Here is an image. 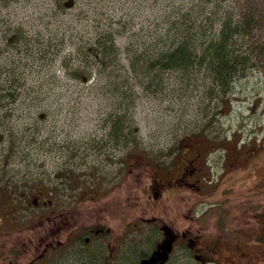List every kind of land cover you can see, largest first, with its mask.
<instances>
[{
  "label": "rangeland",
  "instance_id": "rangeland-1",
  "mask_svg": "<svg viewBox=\"0 0 264 264\" xmlns=\"http://www.w3.org/2000/svg\"><path fill=\"white\" fill-rule=\"evenodd\" d=\"M188 12L194 13L189 21L183 16ZM218 17H232L240 21L241 29L247 28L241 38L244 44L238 46L255 63L245 77L236 79L230 104L220 107L214 99H203L208 82L203 85L199 78L188 85L187 80L180 83L177 74L169 73L160 94L134 83L138 98L131 117L136 146L123 144V150L108 155L111 160H101L96 146L107 128L106 112L116 103L109 92L116 72H92L89 79L85 75L79 80L67 75L64 63L70 71L74 54L81 58L84 41L99 32L111 31L121 48L129 43L145 47L150 54L156 37L167 29L172 27L169 39L178 32L194 35L199 23L207 28ZM189 22L194 24L187 30ZM20 34L23 37L14 36ZM121 58L127 61L124 54ZM13 60L17 62L15 82L10 76ZM0 71L4 92L16 89L14 96L6 94L0 100V190L6 194L0 192V236L42 219L46 215H40V209L53 217L56 234L44 238L38 249L21 254L15 264H26L39 255L47 240H65L70 222L95 221L104 214L111 221L102 226V242L113 244L118 230H123L121 261L110 258L109 264H139L158 239L157 232L142 236L131 228L140 214L155 217L159 225L176 231L187 228L191 238L201 224L206 225L199 233L204 237L229 238L225 257L210 264H264V241H254L264 222V199H254L257 188L264 187V148H259L264 146V137L260 144L264 134V0H0ZM180 144L200 154L195 162L199 189H180L185 197L166 192L155 207L152 196L148 197L152 195L150 174L156 171L160 180L168 182V169L175 170V159L167 152ZM160 151L164 163L156 164L152 157L157 158ZM116 155L124 156L121 164L115 162ZM90 179L98 180L94 184ZM88 189L101 192L102 197L90 202ZM8 190L10 194L15 190V199ZM39 191L43 201H51L34 205L33 195ZM199 193H208L209 200L196 202ZM225 194L242 197L246 211L223 209L220 213L216 207ZM88 204L100 208L91 209ZM211 205L216 207L208 214ZM203 212L202 219H197ZM234 247H238L235 255L231 254ZM187 248L182 258L171 254L167 264H199ZM52 249L34 264H62L61 259L70 264L73 247L70 252L68 245L63 248L60 260L58 251ZM107 252L108 248L103 254Z\"/></svg>",
  "mask_w": 264,
  "mask_h": 264
},
{
  "label": "trees",
  "instance_id": "trees-1",
  "mask_svg": "<svg viewBox=\"0 0 264 264\" xmlns=\"http://www.w3.org/2000/svg\"><path fill=\"white\" fill-rule=\"evenodd\" d=\"M192 14L194 13L188 12L187 14H183V16L189 21V17ZM207 19H209V17ZM189 23L190 26L187 27V30L194 24V22ZM240 25V21L233 20L232 17L224 19L218 17L210 20L207 28L199 23V30L194 35L178 32L175 33L173 38L169 39L170 37L167 35L172 29L171 27L167 29L163 35L156 37V40H154L155 47L150 50V54L145 53V47L144 49H138L137 46H133V44L129 46V43L124 44V47L121 48L115 41V36L111 31L99 32L92 40H85L82 44V46H84V52H82L81 58H78L74 54L75 60L71 70L67 71L68 63H65V72L69 77L79 80L82 78L84 79L85 75L86 78L89 79L92 72H96L97 74L102 72H116L113 74L111 80V83H113L112 87L109 85V92L112 97L115 98L116 103L107 110V115L104 118V125L107 127L102 134L105 146L112 147L116 145L119 146L120 150H123L125 144L128 146V144L131 143L132 148L136 146L134 143L137 137L135 133L136 128L132 126L134 118L131 117L132 110L135 109L136 98H138V95L135 94L133 90L134 83L142 87L144 91L152 93L154 90H157L160 94L165 90L169 73L177 74L180 83L187 80L186 83L188 85L191 84V80L199 78L203 85H206V81L208 82V91L206 90V95L202 96L203 99L208 98L207 101H212L214 99L220 107L230 104L233 95L232 88L236 79L245 77L246 71L253 68L255 65V63L250 61L252 57L251 54H248V52L242 50L241 47L238 46L240 42L244 44L241 38L248 32L247 28L241 29ZM206 32L208 34H206ZM14 36L20 37L21 34ZM21 37H23V35ZM189 39H193L194 41L190 43V45ZM31 41L32 38H30V42L28 43L31 44ZM81 42L82 40L80 41V45ZM17 52L20 51L18 50ZM122 54H124V58L127 59L126 62L122 61ZM12 67V72L9 73L12 82H15L14 68L17 67L16 60H13ZM120 71L123 72L122 75H120ZM128 74H130V76ZM3 89L4 87L0 85V91L4 93L0 94V100L3 99L5 97L3 95L6 94L14 96L16 91V89L13 88L14 93H5ZM5 89L9 88L6 87ZM262 127L264 129V123ZM263 137L264 134L262 133L260 136V144H262ZM184 145L185 144H180L177 146ZM186 145L188 146V144ZM222 146L225 147L226 145ZM178 147H174V149H171L167 153L174 155L175 152L179 151ZM259 148H264V146ZM249 149H255V146H251ZM247 152L250 154L249 151ZM162 154H164L162 151L156 152L157 158L152 157L155 161L154 163H164V160L161 158ZM122 157L124 156L122 155L121 158ZM233 162L234 159L231 160V163ZM24 189L28 188L24 187ZM0 192L3 196H6L2 189ZM259 192L260 193H256L254 199H264V187ZM6 193L10 194L9 190ZM10 195L12 199H15L17 193L14 190ZM241 198H232L225 194L221 203H219V206L216 208L222 211L223 209H229L238 213L246 211V207L243 205ZM237 199L239 201H237ZM23 201L25 202V199H23ZM210 209L208 214L214 213L215 208L213 207ZM208 214H206V216H208ZM199 219H202V217ZM52 221L53 217L47 215L42 219L36 220L34 224L20 226L11 232L3 231L2 236H0V238H2L0 243H4L7 246L0 247V263L15 264L18 262L21 254L25 252L28 253L33 248L38 249L44 238L55 236L56 234L53 235ZM82 223H84V221L74 222L73 224L70 222L68 230L74 229ZM22 234L28 236L22 238L23 242L20 238ZM11 235L14 236L12 237ZM83 235L84 234H82L79 239L78 237L75 238L76 242L82 241ZM263 239L264 222L260 223L254 241L257 244H261L259 242L264 241ZM46 242H50V240ZM62 243H64L62 248L68 245L66 240ZM69 249L70 245L68 246V251ZM52 251H54V249H52ZM37 256L38 255L33 258ZM69 258L72 259V257ZM95 259V256L83 255L77 259L76 264H95ZM61 262L65 264L64 260ZM71 263L72 262H70V264Z\"/></svg>",
  "mask_w": 264,
  "mask_h": 264
},
{
  "label": "flooded vegetation",
  "instance_id": "flooded-vegetation-1",
  "mask_svg": "<svg viewBox=\"0 0 264 264\" xmlns=\"http://www.w3.org/2000/svg\"><path fill=\"white\" fill-rule=\"evenodd\" d=\"M99 141L100 142L96 147H98V151L100 152L99 157L101 158V160L102 158L104 159L105 157L110 159V157L108 156L109 154L115 153L117 150L121 151L119 149V146H116V145L112 147L111 146L106 147L103 136L102 138H100ZM178 149L179 151L175 152V154L171 156V159L173 156L175 159L173 161L175 163L174 165L175 170H171L170 168L168 169V173H169L168 182H163L162 180H160V177L157 176L156 171L150 174L152 177L149 181L148 188L150 189L152 195H148V197L152 196L153 198L152 200L153 202H155V207L160 205L161 198L164 196L166 192L176 191L177 194L184 193V197H185L186 196L185 192H181L180 189L185 190L187 187L190 188L191 186L195 187V189H199V186H198L199 183H195V181L197 180V175H198V170H199V168L195 165V162L198 159L200 154L195 152L192 146L189 147L186 144L184 146H179ZM121 156L122 155H116L114 157L116 163L121 164V161L123 158V157L121 158ZM155 170H158V168H156ZM154 173L157 178L154 177ZM175 175H178V176L175 177ZM192 177H195L194 182L190 181ZM96 180L90 179L89 182L92 181L94 184H96ZM91 189H94V188H91ZM116 190H117V185L115 186V192H117ZM261 190L262 189L259 186L257 188L256 193ZM91 192L92 190L90 189L85 190V193L91 194V197L89 198L90 202L91 200L92 201L98 200L97 199L98 197L99 198L102 197L101 192L99 191H95L92 193ZM202 194H203L202 196H200V193H199V196H196L198 197L196 202L198 201L202 202V201L209 200L207 196L205 197V195L208 193H202ZM42 195H44L42 191H39V194L33 195L34 205L37 204L39 201H43L44 198L42 197ZM218 195H221V193H218ZM50 201L51 200L48 199L47 201H43L42 203L44 204ZM87 207L91 209L100 208V207H97L91 204H88ZM211 207H216V205L215 206L211 205ZM161 208L162 207H159V209ZM202 211L203 209L200 211V213ZM207 211L208 210H206V212ZM218 211L220 213L222 212V210H218ZM39 212H40V215H46V216L48 215L45 213L46 210L41 211L40 209ZM204 212L202 213L201 216L198 215L197 219L203 217ZM138 219H139L138 222H135L131 225V228L135 230L136 233L143 234L142 236H145V233L146 235L147 233H152V232L158 233V239L154 240L151 246V250L147 254V257H150L153 254H156V252L159 251L160 245L164 242V240H169L171 242V249L169 253H167L166 260H164L163 264H167L169 262L171 254H174V256L178 258L184 257V249L186 250L187 246H189V251H191L193 258H195L199 264H210L212 261L216 259L219 260V259H222V257H225L223 253V249L227 245V242L225 241H228L229 238L225 239L222 237L220 238L215 237L213 239H208L204 237L203 235L199 233L205 230L206 225L202 226L201 224L199 226V229L195 232L198 234H196L195 236H193V238H191L187 236V234L191 232V230L187 228L183 230L178 229V231H176L170 227H166L163 224L159 225L158 220L155 217H152V218L145 217L144 218L143 214H140ZM110 221H111L110 218H108L104 214L102 215V217L97 218L95 221H91L90 219L84 220V223L80 224L74 229L72 228L69 232H67L65 240L67 242L68 241L71 242L69 243V245H71V248L73 247L72 249L73 257L72 259L68 261L72 262L73 264H76L77 259L83 255H89V256L92 255L93 257L95 256L96 257L94 261L95 264H109L108 261L110 258H113L112 260H114L115 262L121 261V258H122L121 241H122V232H123L122 228L121 230H118V234H116V236L114 237L113 244L110 243L111 240L102 242L103 239L102 237H100L103 231L102 226H106L108 223H110ZM82 234H84L83 240L80 242L79 241L76 242L75 238L76 237H78V239L81 238ZM65 240L59 239L58 241H56V243H52V240H50V242H45L41 253L36 258H33L26 264H33L35 260L37 261L41 260L46 255V253L49 251L48 250L49 248H53L54 251H58L57 253V255L59 256L58 260H60L62 256H60L59 253H61V250L63 249L62 247L64 246L63 245L64 243L62 242H64ZM106 248H108V252L107 254H103V251ZM59 249H61L60 252H59ZM237 250H238V247H234L231 254L235 255ZM100 258H102L103 261L99 263Z\"/></svg>",
  "mask_w": 264,
  "mask_h": 264
},
{
  "label": "water",
  "instance_id": "water-1",
  "mask_svg": "<svg viewBox=\"0 0 264 264\" xmlns=\"http://www.w3.org/2000/svg\"><path fill=\"white\" fill-rule=\"evenodd\" d=\"M170 249L171 242L169 240H164V242L160 245L159 251L148 258L142 259L140 264H163Z\"/></svg>",
  "mask_w": 264,
  "mask_h": 264
},
{
  "label": "bare ground",
  "instance_id": "bare-ground-1",
  "mask_svg": "<svg viewBox=\"0 0 264 264\" xmlns=\"http://www.w3.org/2000/svg\"><path fill=\"white\" fill-rule=\"evenodd\" d=\"M250 24V23H249ZM180 36V35H179ZM186 38V37H185ZM65 64V63H64ZM124 128V127H123ZM125 129V128H124ZM122 131V130H121Z\"/></svg>",
  "mask_w": 264,
  "mask_h": 264
}]
</instances>
